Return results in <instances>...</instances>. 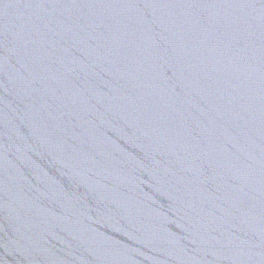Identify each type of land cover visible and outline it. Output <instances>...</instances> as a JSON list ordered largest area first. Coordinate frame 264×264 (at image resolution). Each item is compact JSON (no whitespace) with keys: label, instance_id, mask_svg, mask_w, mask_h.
<instances>
[{"label":"water","instance_id":"obj_1","mask_svg":"<svg viewBox=\"0 0 264 264\" xmlns=\"http://www.w3.org/2000/svg\"><path fill=\"white\" fill-rule=\"evenodd\" d=\"M0 264H264V0H0Z\"/></svg>","mask_w":264,"mask_h":264}]
</instances>
